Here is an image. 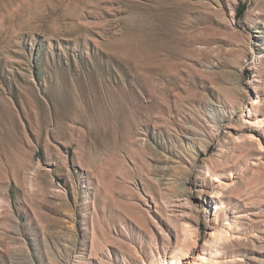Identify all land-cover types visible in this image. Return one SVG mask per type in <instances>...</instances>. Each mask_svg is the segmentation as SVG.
I'll list each match as a JSON object with an SVG mask.
<instances>
[{
  "label": "rangeland",
  "instance_id": "1",
  "mask_svg": "<svg viewBox=\"0 0 264 264\" xmlns=\"http://www.w3.org/2000/svg\"><path fill=\"white\" fill-rule=\"evenodd\" d=\"M261 120L264 0H0V264H264Z\"/></svg>",
  "mask_w": 264,
  "mask_h": 264
},
{
  "label": "bare ground",
  "instance_id": "2",
  "mask_svg": "<svg viewBox=\"0 0 264 264\" xmlns=\"http://www.w3.org/2000/svg\"><path fill=\"white\" fill-rule=\"evenodd\" d=\"M259 45V44H258ZM229 93V92H228ZM225 97V96H224ZM254 101V100H253ZM254 107V106H253ZM233 108H234V106H233ZM238 108V107H237ZM234 112V111H233ZM244 113V112H243ZM216 116V115H215ZM259 121V120H258ZM215 123V122H214ZM217 123V122H216ZM252 122H250V124H251ZM259 123V125H261L262 126V124L264 125V121H262L261 120V122H258ZM185 135V134H184ZM189 136V135H188ZM185 139V138H184ZM189 139V138H188ZM207 139V138H206ZM251 139H252V137H251ZM208 140V139H207ZM207 140H205V141H207ZM250 140V139H249ZM253 140H256L255 138L254 139H252V141ZM189 141V140H188ZM189 144H191L190 142H189ZM192 144H195V143H192ZM198 144V143H197ZM259 145H261V147H263L264 148V146H262V144L261 143H259ZM188 146V145H187ZM190 147V146H189ZM191 149V151L193 150V149H195L194 148V145H192V147H190ZM262 148V149H263ZM223 149V148H222ZM195 151V150H194ZM194 151H193V153H194ZM201 151V150H200ZM192 153V152H191ZM197 153H198V151H197ZM196 153V154H197ZM182 154V153H181ZM180 154V155H181ZM219 154V153H218ZM197 156V155H196ZM195 156V157H196ZM205 158V157H204ZM184 159V158H183ZM193 159V158H192ZM180 161V160H179ZM203 161V160H202ZM222 153H220V155H218L217 157L215 156V158H208V159H205L203 162H201L202 163V165L200 166V168H198V169H200L201 170V172L204 170V171H207L209 174H210V176H213V177H215V178H218L219 179V171L221 170V168H223L224 166L222 165ZM188 163V162H187ZM189 166V165H188ZM188 166H187V164L186 163H184V162H181V164H180V167L181 168H183V169H185V171H187L188 170ZM173 167V166H172ZM168 168V167H167ZM191 168V167H190ZM229 168V167H228ZM170 169V168H169ZM223 170H224V168H223ZM226 170V169H225ZM189 171V170H188ZM203 173V172H202ZM201 173V174H202ZM224 173V172H223ZM222 175V174H221ZM226 175V174H225ZM204 176V175H203ZM228 176H232V175H230V173H229V175ZM212 177V178H213ZM214 178V179H215ZM233 179H235L234 177H232ZM218 179H216V181L215 182H221V181H219ZM233 181V180H232ZM172 183L173 182H171V185H172ZM175 183V182H174ZM233 184H234V182H232V186H233ZM230 187V186H229ZM220 192V191H219ZM217 193V192H215V194L214 195H212L211 197H212V199H213V202H215V204H216V207H215V217H216V219L218 218V216H219V214L221 213V211H222V206H220V203L218 204V202L220 201V199L222 198V194L221 193ZM220 194V195H219ZM176 198H177V196H176ZM182 199V198H181ZM222 200H223V198H222ZM171 201V200H170ZM223 204V211H224V208H225V202H223L222 203ZM229 207V206H228ZM231 209V208H230ZM235 212V211H234ZM235 213H239V212H235ZM224 214V213H223ZM226 214H227V212H226ZM223 216H225V214L223 215ZM237 218H239V220L241 219V217H240V215H238V217ZM234 220V219H233ZM200 221V220H199ZM236 220H235V225H236ZM207 224L209 225L208 226V229H210V230H212L211 232H210V237L208 238L209 240L204 244V246H202L201 248H202V253L197 257V258H195L194 259V261L192 262H188V264H217V263H219L220 264V259H219V257H218V255L220 256L221 254V248L219 247V244H220V242H222V241H224V242H226V241H228L227 243L229 244L225 249H228V251L230 250V249H233V248H236V247H240V249H241V246H242V244L240 243V241L241 240H239L238 239V237L236 236V237H234L235 236V231L236 230H233V234L231 233H229L230 231H232V224L231 223H229L228 221L227 222H225V224H224V226L223 227H219V228H215L213 225H212V222H210V220H209V217H207ZM238 225V224H237ZM239 228V227H238ZM240 229H238V231H239ZM188 231V230H187ZM237 232V231H236ZM239 233V232H238ZM242 233V232H241ZM241 233H240V235H241ZM178 239V238H177ZM180 240V239H179ZM177 242H179L178 240H176ZM244 242V241H243ZM181 243H184V244H181V246H182V248H180V250H179V252H175V251H172L171 252V255H170V257H168V258H170V259H172V261L171 260H169V261H171V264H187V261H188V259L190 260V258H192L193 257V255H194V253H195V250H196V248H197V243L195 244V246H192V247H190L189 245H186V243L185 242H181ZM209 244L210 245H213L214 247L212 248L211 247V249H210V246H209ZM175 246H178V245H175ZM245 246V245H244ZM183 248H187V250H186V252L185 253H181L180 251L181 250H183ZM238 249V248H237ZM243 249V248H242ZM241 249V250H242ZM225 251V250H224ZM227 252V251H226ZM239 252V251H238ZM223 253V252H222ZM228 254V253H227ZM230 254H233V252L231 253L230 252ZM226 255V254H225ZM214 256H215V258H214ZM222 256V255H221ZM227 256V255H226ZM223 257V256H222ZM159 262L157 263V264H166L167 262V260L165 259V258H163V257H159ZM223 260H224V258H223ZM225 260H227V259H225ZM155 262V261H154ZM224 262V261H223ZM223 262H221V263H223ZM230 263V262H229ZM140 264V263H139ZM144 264H145V262H144ZM148 264V263H147ZM153 264H156V263H153Z\"/></svg>",
  "mask_w": 264,
  "mask_h": 264
},
{
  "label": "trees",
  "instance_id": "3",
  "mask_svg": "<svg viewBox=\"0 0 264 264\" xmlns=\"http://www.w3.org/2000/svg\"><path fill=\"white\" fill-rule=\"evenodd\" d=\"M241 14H242V11H239L238 16H240Z\"/></svg>",
  "mask_w": 264,
  "mask_h": 264
}]
</instances>
